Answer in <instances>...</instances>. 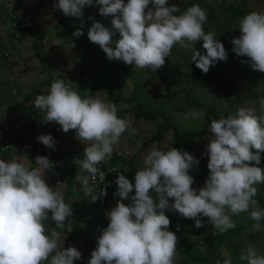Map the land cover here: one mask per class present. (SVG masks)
Masks as SVG:
<instances>
[{"label": "clouds", "instance_id": "clouds-1", "mask_svg": "<svg viewBox=\"0 0 264 264\" xmlns=\"http://www.w3.org/2000/svg\"><path fill=\"white\" fill-rule=\"evenodd\" d=\"M89 6L97 7L103 17H112L111 29L92 18L87 33L110 61L156 71L165 65L174 45L187 49L198 41H203L207 54L195 51L191 63L203 73L207 74L214 62L228 59L215 33L205 32L208 16L199 4L183 11L175 4L169 6V0H58L54 5L66 17L77 19ZM238 24L241 35L232 39V51L248 58L241 60L242 64L250 63L253 70L264 73V12H250ZM117 33L121 38L113 40ZM83 34L77 30L74 36ZM73 85L70 80L54 79L48 94L35 97L34 107L41 114L39 126L54 122L65 134L74 130L75 139L86 145L83 158L74 163L88 175L77 174L75 179L95 203L107 195V189L100 188L93 195L90 179L94 183L99 177L103 184L106 174L98 166L112 159L114 145L130 121L118 116L115 104L82 97ZM257 103L259 114L255 108L242 107L235 115L211 121L209 132L213 136L205 152L209 176L198 190L193 188L195 179L189 172L199 161L175 147L151 149L143 158V168L135 174L134 184L123 173L117 174L114 196L120 200L106 213L110 222L101 229L88 264H173L178 238L168 230V210L194 220L196 228L204 227L207 218L214 228L213 236L234 229L232 217L247 212L254 221L249 231L264 232V208L255 199L256 185L264 184V169L259 167L264 153V96ZM203 116L202 110H192L185 118L198 120ZM50 127L62 134L57 126ZM37 141L43 145L32 150L35 154L37 148L55 149L56 141L50 134L38 136ZM36 164L30 168L19 154L7 161L0 159V264H74L82 258L81 252L76 247H61L65 244L62 232L73 230L71 223L66 224L73 216L72 205L65 203L59 191L63 183L54 189L45 181L44 174L52 167L49 158L37 156ZM133 189L135 195L130 196ZM49 217L55 226L46 228ZM241 259L247 264H264V256L252 246ZM223 264L231 261L223 260Z\"/></svg>", "mask_w": 264, "mask_h": 264}, {"label": "rangeland", "instance_id": "rangeland-1", "mask_svg": "<svg viewBox=\"0 0 264 264\" xmlns=\"http://www.w3.org/2000/svg\"><path fill=\"white\" fill-rule=\"evenodd\" d=\"M188 2H192L193 5L199 4L207 12L208 19L211 6L216 5L215 25H204L205 32L215 33L216 39H223L228 33H235V38L241 35L238 24L241 17L237 19L231 17L225 12L229 7L239 9L244 13V16L253 11L264 12V0H169V6L175 4L183 10L189 7ZM2 3H5L4 0H0V4ZM57 3L58 0H23L20 15L25 16L28 20L33 17L39 18L40 28L46 33L44 37L27 36L22 42H14L9 39L8 23L7 25L4 23L8 12L0 11L3 20V22L0 21V42L4 44L9 41L14 44L20 58L17 66L8 64L3 60L0 49V146L8 143L10 136L16 132L25 135L28 131L27 127L32 124V119L28 117L34 110L28 103L29 101L24 100V97L48 94L52 81L60 78L72 81L74 90L81 96H86L90 93L91 88L102 80L101 73L104 71L107 73L108 79H119L120 85L123 87L122 95L125 98H129L134 91L133 81L127 77V73L129 71L144 73L142 80L146 88L140 96L141 102L146 108L163 112L169 117L171 123L181 131L202 130L208 121L207 113L209 112L214 113L210 114L212 120L235 115L237 110L242 107L255 108L259 114L257 100L264 96V73L253 70L250 63L243 64V67L240 66L229 72H223L219 66L213 65L205 74L196 68L195 63H191V56L196 49L198 51L197 45L201 42L198 41L187 49L179 44L174 45L165 65L156 71L135 69L134 64L127 65L120 60L110 61L100 46L88 39V35H85L84 38L79 36L83 39L82 47L75 44V47L71 48L74 40L78 38L74 36V33L77 30H82L83 33L87 34L93 24L92 18H101L99 9L92 6L86 7L83 17L77 19L76 17H66L62 10L54 7ZM61 18L65 23L59 21ZM90 47L91 54L95 57L88 54L86 49H90ZM201 51H206L203 45ZM98 58L101 59L96 60ZM240 59L247 60L248 58L239 57ZM249 73L252 74V84L249 82ZM197 74H199L201 83L196 80ZM83 80L89 86L87 85L88 88L81 94L80 86ZM48 83H50L49 86ZM169 88V91H179V93L176 96H169ZM93 97L115 104L118 109V116L130 121L129 128L122 134L119 143L114 145V149L128 151L127 159L137 154L135 157L137 171L143 168V158L151 149L165 150L168 148L173 136L172 131L165 134V140L161 145L154 141L158 134L157 125L162 119L156 122L136 120L133 104L112 101L105 90H97ZM193 100L197 104L190 112L192 110L204 112V116L198 120L185 118L187 114L185 108ZM39 123L37 120L34 125L35 131L39 130ZM50 125L61 127L54 122H50ZM209 128L210 126L197 138L195 151L198 153L207 149L209 138L213 136L209 132ZM133 129H135V133H133ZM61 133L67 138L64 141L58 140L56 142L55 149L58 156L68 157L72 152L77 153L81 148L86 147L75 139L74 130L67 134L63 131ZM151 141L152 144L149 148L141 150L144 143ZM66 152L68 156L62 155ZM22 156H24V162L27 166L30 168L34 166L35 163L31 162V159L27 158L26 155ZM11 157L13 156L0 159L7 161ZM252 163L254 165L255 162ZM261 168L264 169V167ZM44 178L50 187L55 189L58 186L48 172H45ZM61 183L63 184L59 186V191L65 203L72 205L73 210V216L69 218L73 230L70 233L62 232L61 240L65 241V244H61V247H76L81 252L82 257L86 258L88 264L95 248H92L94 244L89 240L91 234L86 230L85 219L87 216L83 212L87 211L88 218L94 219L98 211L96 207L88 206L84 202L85 194L79 183H75L74 186H70L68 181ZM204 185L196 184L193 185V188L198 190ZM256 187L258 192L255 199H257L259 206L264 208V184L256 185ZM169 202L172 203L173 201L170 200ZM165 214L171 221L169 231H172V222L176 221L174 228L177 231L178 244L173 264H179L183 261V247L188 244L195 245L196 249L208 255L212 264H216L217 261L223 264V260H230L231 264H247V261L241 259V255L246 254V249L249 246L254 247L258 255L264 256V232L252 233L248 230V233H241V241L229 237L231 232L240 229L247 223L242 214L232 217L236 223L234 229L227 233H217L215 236L212 235L214 228L208 224L207 218H204V227L196 228L195 225H190V219L188 221L182 220L174 210H168ZM47 223L46 228L49 225L55 226L50 217ZM178 224L182 226L181 231L177 229ZM221 237L224 238L220 240ZM213 246L215 247L213 248Z\"/></svg>", "mask_w": 264, "mask_h": 264}, {"label": "trees", "instance_id": "trees-1", "mask_svg": "<svg viewBox=\"0 0 264 264\" xmlns=\"http://www.w3.org/2000/svg\"><path fill=\"white\" fill-rule=\"evenodd\" d=\"M4 2L5 3L0 4V11L4 12V10H5L8 12L6 14V17H5L6 21L4 23L6 25L8 23V34L10 36L9 39H12L14 42L15 41L16 42H22L23 40L26 39L27 36H32V37H39V36L44 37L45 36L46 32L41 30L40 24L38 23L39 18L33 17V18L28 20V18H26L25 16L20 15V11L23 8V0H4ZM7 5H9V7H7ZM192 5H193L192 2H188L189 7ZM7 8H9V9H7ZM149 8H152L151 4L149 5ZM37 9H40V8H37ZM183 10H181V11H183ZM216 10H217L216 5L211 6L210 16H209V19H207V23L205 24V26H208L210 24L215 25L214 16H215ZM225 12L230 14L231 17H233V18L235 17L236 19L238 17H241V18L244 17V13L242 11H239V9H233L232 7H229V9L226 10ZM55 14H56V12H55ZM177 14H180V13H177ZM99 16H101V15L99 14ZM111 19H112V17L101 16V18L98 17V18H95L94 20L96 22H100V23L104 24L106 27L111 29L112 28ZM0 21L3 22L1 16H0ZM59 21L65 23L62 18L59 19ZM85 35H87V34L84 33L82 35V37L84 38ZM113 38H114V40H118L121 37L119 36V33H117ZM234 38H235V33L234 34L228 33L223 39H217L221 43H223V45H224V47L228 53V59L226 61L222 60V61L214 62V65L219 66L220 70L223 72H229V71L236 69L240 66L241 67L244 66L241 63V60H243V59L239 60V57L236 56V54L232 51L234 46L231 43V41ZM82 42H83V39L81 37H78L74 40V43L80 47H82V45H81ZM202 45H203V41L198 43V45H197L198 52H200L202 55L203 54L206 55L207 54L206 51H204V52L201 51ZM14 46L15 45L9 41H7V43H4V44H2L0 42L1 55L3 57V60L5 62H8V64H11L13 66H15V65L17 66V64H19V62H20V58H19L17 51H16V48ZM86 50H87L89 55H91L92 57H95V55L91 54V51H90L91 47H90V49L87 48ZM196 51H197V49H196ZM100 59L101 58H98L96 60H100ZM166 61H167V59H166ZM252 74H254V73L252 72ZM252 74L251 73L248 74V78H249L250 83L252 82V78H251ZM101 76H102V80L100 82H97L91 88L90 93H88L86 96H92L93 97L97 90H100V89L105 90L107 92L110 100L115 101V102H127L130 104H133L134 109H135V119L136 120H145L148 122H156V121L162 119V121L159 122L157 125V129H158L157 133L158 134L155 137L154 141H156L158 145H161L165 140L164 139L165 134L172 131L173 136H172V138L168 144V148L175 147L182 152L188 151L190 154H192L195 157V159H197L199 161V164L195 165L189 172V174L191 176H193L195 179V183L193 185L205 184L206 179L209 176V169L207 168L209 157L207 155H205L206 150L202 153H198L195 151V147L197 145L198 136H200L205 130H207V128L211 124L212 119H210V114H214V113H212V112L207 113V120L208 121L206 122V124L202 130H200V131H195V130L181 131L178 129V127H176L174 124L171 123V120L169 119V117L166 116L163 112H161L160 110L146 108L144 106V104L141 102L140 96L142 95V93H144L145 88H146L145 83L142 80L144 73H142L140 71H129L127 73V77L132 79L133 84H134V91L132 92V94L129 98L123 97V95H122L123 94V87L120 85L119 79H113V78L108 79L107 73L105 71L101 73ZM196 80L197 81L200 80L199 74H197ZM199 82L201 83L202 81H199ZM203 82H205V81H203ZM49 84L50 83H48L47 85L49 86ZM87 85L88 84L86 83V81L83 80V82L80 86V93L81 94L84 93L85 89L88 88L89 85L88 86ZM169 90H170V88L168 89V95L169 96H176L179 93V91L171 92ZM37 95H40V94H36V96ZM35 97H33V96L24 97L25 101L32 102L33 105H31V106L33 107V110H34L29 114V117H28V118L32 119V124L29 127H27V129H28L27 133L25 135H21L20 133L16 132L13 135H11L8 143L0 146V158H5L6 156H15L18 154L19 155H26L27 158L32 160L31 162L35 163L34 167H36V166H38L36 164V157L41 156V155H37V154L33 153L32 150L41 144L37 141L38 136L50 134L54 137L56 142L58 140L64 141V139L67 138V136L64 137L63 134L56 133L54 128L51 129L49 123L45 124L43 126L42 125L39 126V130L37 129V131H35L34 125L36 124L37 120H39V118L41 117L39 110H37L34 107ZM196 104L197 103H195V100H193L191 103H189L187 105V107L185 108V112L188 114L190 112V110L194 107V105H196ZM151 144H152V141L148 142V143H144L141 150H145L146 148H149L151 146ZM9 145L11 147L13 146L15 149L9 148L8 147ZM6 147H8L7 150H5ZM84 149H85V147L81 148L79 151L81 158H83ZM44 150L45 151H52L56 156H58L57 155L58 152L56 151V149L52 150V149H48L47 147H45ZM117 151L118 150H116V149H114V151H113L112 155H115V159L114 160L112 159V162H113L112 165L118 166L121 169V171H123L125 173L126 178L129 179L130 182L135 183L134 177H135V174L137 172L136 166H135V162H136L135 157L137 154L132 155V157L128 161H126L123 156H116ZM121 152H125V150H122ZM67 154L68 153L66 152L62 155H67ZM259 167H264V153H261V163H260ZM79 171H80L79 167L75 166V167H72L70 169H67L66 171L61 170L59 168L51 167V170H47L46 172H48V174L51 175L54 179H58L61 182L68 181L70 186H74L75 183H79V185L82 187L81 183L75 179L77 174L82 175ZM131 195H135V194H131ZM84 202L87 203L88 206L92 205V206L96 207L97 211H98V213H96V217L94 219L88 218L87 211L83 212V214L85 216H87V219H85L86 223H87L86 230L89 231L91 234V239H89V240L91 241V243L94 244V246L92 247L94 249L97 246V239L101 235V229L106 228L110 221L107 219V216L104 214V211H103L102 207L100 206V204L98 203V201L95 203H92L91 198L84 195ZM117 202H116V204H117ZM124 203L128 204L130 202L124 201ZM241 214L246 219L247 223L244 226H242L240 229H238L234 232H231L229 234L230 238H235L234 240H238V241H241V238H240V236L242 235L241 233H243V234L248 233L249 228H251L252 224L254 223V221L250 219V216L247 212L241 213ZM178 217L184 221L189 220V219H185V218L181 217L180 215H178ZM69 222H70V220L66 221V224ZM175 222L176 221L172 222V232L177 234V231L174 228ZM262 223H264V221H262ZM47 224L48 223L46 221L45 226ZM190 225L194 226L195 221L191 220ZM57 231H60V229H57ZM179 231H181V230H179ZM63 232L67 233L66 230ZM257 233H259V232H257ZM223 238L224 237H221L220 240ZM214 247L215 246H213V248ZM182 254H183V257H182L183 261L180 262L179 264H212L210 257L208 255L204 254L203 252L199 251L198 249H196L195 245H192V244L185 245L183 247ZM45 264H48V262H45ZM74 264H87L86 258L82 257L80 260L75 261Z\"/></svg>", "mask_w": 264, "mask_h": 264}, {"label": "built area", "instance_id": "built-area-1", "mask_svg": "<svg viewBox=\"0 0 264 264\" xmlns=\"http://www.w3.org/2000/svg\"><path fill=\"white\" fill-rule=\"evenodd\" d=\"M30 104H32V102H30ZM56 130H57V132L62 131V129L59 127ZM8 147L14 148L13 146L11 147L10 145ZM8 147H6L5 150H7ZM36 153H37V155L48 157L51 164H52V167L59 168V169L64 170V171H66L67 169H70L72 167L77 166L74 163V161L76 159H82L79 151L77 153L72 152L68 157L56 156L52 152H46L45 153L43 148H37ZM128 154H129L128 151L127 152L126 151L125 152L117 151L116 156H123L125 158V160L128 161L129 160V158L127 159ZM112 159L113 160L115 159V155H112ZM112 159L107 164H101L98 166L106 174V177H105L103 184L99 180V177H97V179L94 183L90 179V183H89V186L94 188L93 195H97L99 193L100 188H106L107 189V195L97 200L98 203L100 204V206L102 207L105 215L109 210L114 208L116 206V202L120 200V198L118 196H114V193L117 191V185L115 184V181L118 179L117 174L123 173L125 175V173L123 171H121V169L118 166L112 165L113 164ZM79 172L82 175H88V173L82 172L81 170ZM56 183L59 184V183H61V181L57 180ZM132 183L134 184V182H132ZM131 194H135V189H133V192L130 193V195ZM181 228H182V226L180 224H178L177 229L181 230Z\"/></svg>", "mask_w": 264, "mask_h": 264}]
</instances>
